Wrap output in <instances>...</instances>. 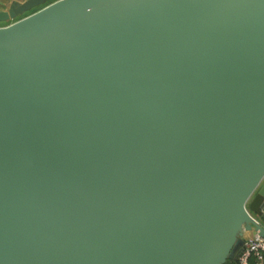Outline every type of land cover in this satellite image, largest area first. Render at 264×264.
I'll return each instance as SVG.
<instances>
[{"label": "water", "instance_id": "obj_1", "mask_svg": "<svg viewBox=\"0 0 264 264\" xmlns=\"http://www.w3.org/2000/svg\"><path fill=\"white\" fill-rule=\"evenodd\" d=\"M2 23L0 264H234L264 235V0H10Z\"/></svg>", "mask_w": 264, "mask_h": 264}, {"label": "built area", "instance_id": "obj_2", "mask_svg": "<svg viewBox=\"0 0 264 264\" xmlns=\"http://www.w3.org/2000/svg\"><path fill=\"white\" fill-rule=\"evenodd\" d=\"M234 264H264V235L252 230L249 236H243L242 250Z\"/></svg>", "mask_w": 264, "mask_h": 264}, {"label": "crops", "instance_id": "obj_3", "mask_svg": "<svg viewBox=\"0 0 264 264\" xmlns=\"http://www.w3.org/2000/svg\"><path fill=\"white\" fill-rule=\"evenodd\" d=\"M10 1V0H9ZM8 3L7 0H0V9H3L4 8V5ZM251 234V231L250 232H246L244 236H249Z\"/></svg>", "mask_w": 264, "mask_h": 264}, {"label": "rangeland", "instance_id": "obj_4", "mask_svg": "<svg viewBox=\"0 0 264 264\" xmlns=\"http://www.w3.org/2000/svg\"><path fill=\"white\" fill-rule=\"evenodd\" d=\"M7 1H9V0H7ZM6 4H7V3H6ZM6 4H5V5H6ZM5 5H4V6H5ZM29 13H31V12H29ZM29 13L27 12L26 14H29ZM4 24H5V23H2V24H0V25H4Z\"/></svg>", "mask_w": 264, "mask_h": 264}]
</instances>
